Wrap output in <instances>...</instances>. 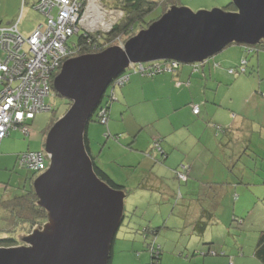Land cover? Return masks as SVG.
<instances>
[{"label": "crops", "instance_id": "0c3cea01", "mask_svg": "<svg viewBox=\"0 0 264 264\" xmlns=\"http://www.w3.org/2000/svg\"><path fill=\"white\" fill-rule=\"evenodd\" d=\"M38 1L34 3L36 9ZM173 1L175 5L192 6L189 3H194L205 8L219 5V0ZM20 2L17 0L13 12L7 11L1 15L0 20L6 21L1 25L16 22L19 27L25 14L22 10V14L18 15ZM25 3H21V9ZM171 6L166 5L165 12ZM39 25L23 34L29 35ZM247 48L244 44L232 43L217 53H222L219 57L215 54L203 62L181 63L177 71H166L154 76L132 74L130 81L121 87L117 94L121 102L109 107L113 122L108 120V129L122 135L127 146H121L114 140L108 148L116 144L121 148L119 158L127 153L132 156L131 160H126V166L138 171L141 169L137 174L142 175L137 177L138 187L152 197L156 195L162 213L160 217L148 218L143 214L145 216L142 219L146 222L139 219L135 223L138 232L144 227L140 233L128 236L122 231L119 236L116 234L111 251L112 264H127L128 260L134 264L130 254L136 257V253L137 256L146 255L152 261L148 242H141L139 237L146 233L147 241L161 248L159 264H211L207 256L212 255V250L215 253L219 251L215 248L217 239L214 226L221 228L225 223L221 215L228 212L226 221H231L237 202L249 206L261 199L263 191L260 188L252 190V184L244 183V180L235 184L231 177L261 173L257 149L264 142V76L258 79L261 81L258 85L256 74L260 77L259 71L264 73V52L260 53L258 48ZM243 60H247L244 72L239 70ZM196 104L200 105L199 114L193 111ZM248 104H251L250 107H246ZM116 122L121 124L116 126ZM98 123L97 120H91L87 126L88 151L95 163L110 177L109 171L115 174V169L106 167L105 159L101 158L109 139L98 153H95L92 144L90 126L93 125L99 131L96 128ZM116 138L119 139V136ZM148 152L153 158L146 154ZM11 153L13 151L8 150L5 138L0 146V165L6 160H14ZM261 154L264 156V152ZM17 156L19 161V153ZM243 158H247V162L252 165L254 160V168L240 167ZM183 166L187 167L185 180L178 176ZM218 175H224L225 178L217 180ZM3 176L0 175V178ZM111 180L121 186L126 195L129 193L123 184ZM1 183L0 189L3 188V191L0 192L4 193L2 198H6L10 185L2 187ZM164 228L165 234L162 235L161 230ZM169 229L174 233L168 234ZM161 236L164 237L160 239ZM117 240L125 243L115 250ZM223 245L219 248L224 250H221L222 256H227ZM256 248L254 254L258 264H261ZM122 251L127 252L129 258L119 263L118 255ZM225 264L236 263L226 261Z\"/></svg>", "mask_w": 264, "mask_h": 264}, {"label": "water", "instance_id": "95a60500", "mask_svg": "<svg viewBox=\"0 0 264 264\" xmlns=\"http://www.w3.org/2000/svg\"><path fill=\"white\" fill-rule=\"evenodd\" d=\"M232 2L236 10L172 6L124 46L63 63L54 88L72 104L51 126L45 143L50 163L33 181L49 221L25 238L27 246H0V264H109L125 216V192L95 171L85 138L91 117L131 63H198L232 43L255 46L264 40V0Z\"/></svg>", "mask_w": 264, "mask_h": 264}, {"label": "rangeland", "instance_id": "374dc122", "mask_svg": "<svg viewBox=\"0 0 264 264\" xmlns=\"http://www.w3.org/2000/svg\"><path fill=\"white\" fill-rule=\"evenodd\" d=\"M23 1H26L24 8H22L21 3ZM38 0H21L20 2V7L18 10V15L22 14L25 12L23 19L20 21L19 25V30L21 33H27L30 29L33 27L39 25L40 23H44L46 21V16L41 13L39 10H37L34 7V3H36ZM113 0H103V3L106 5V7L109 8H114V2ZM154 3V9L148 13L145 16V19L147 21H155L159 19L164 13H165V7L166 5L168 6L169 4L165 3V0H149ZM233 0H219V5H213L209 6V8L205 7H200L199 5H196L194 3H189L190 5H178V6H183L191 9L194 12L200 11V10H213L216 8H224L226 7L229 3H231ZM16 2L17 0H0V17L4 12L7 11H14L16 7ZM174 6V5H173ZM194 6V7H193ZM120 8V7H119ZM122 9V8H121ZM169 10V9H168ZM17 20V19H15ZM4 20H0V25L4 24ZM71 40H78V35H74ZM118 43V42H117ZM251 47H256L259 50H261L260 53L264 52V40H262L260 43L256 44L255 46ZM228 49V48H227ZM254 49V48H253ZM259 53V51L256 50V53ZM222 53L217 54L216 56L219 57ZM81 55L77 54L76 56ZM75 57V56H74ZM129 68V67H128ZM130 69V68H129ZM250 70V68H249ZM262 70L264 71V65H262ZM260 72V77L256 74V82L259 85L261 81H259V78H262L261 76H264V73ZM136 73H133V75ZM244 75V74H243ZM246 75V74H245ZM127 84V83H126ZM125 85V84H124ZM122 86L117 87L115 89L116 96L117 94L119 95L120 89ZM258 87V86H257ZM256 87V88H257ZM111 93H112V85H110L102 98V105L103 107L106 106L107 103H109L110 106L113 104H119L121 100H119V97L117 99L113 100L111 98ZM47 102L50 103L53 106V110H46V111H41L38 112L33 119V121L30 123V132L28 135L22 133L21 131H13L10 136L6 137V142L8 144V150H12L13 153L10 154L14 158V160L9 161L6 160L5 162L0 165V175H4L2 179L0 178V181L2 182V187L4 185L9 184L8 186V193L6 194V198H11L14 197L15 195H18L20 193H23L22 190L24 191V186L25 190L29 189L31 181H34L35 177L39 175V172H34L33 170L23 167L20 162L17 160L18 156L17 154L26 152V151H37V152H46L45 149V143H46V138L48 135V132L52 126L60 117H62L67 110L70 108L71 102L70 99L61 96L55 89L52 91L51 95L47 97ZM251 104L246 105V107H250ZM111 108V107H110ZM118 113H120V108L117 107ZM96 116V115H95ZM94 116V117H95ZM94 120H96L94 118ZM93 120V121H94ZM108 120L111 122L112 120L110 119L109 112H108ZM108 121V122H109ZM107 123H102L99 122L96 128H98L99 131H96L95 127L93 125L90 126L91 130V135L93 136V148L95 153H98L100 150L102 151L105 143L109 139V142L106 146V149L102 151V156L101 158L105 159L106 161V167L115 169V174L112 173V171H109L110 177L118 184H123L125 188H127V191L129 192L127 195L125 194V199H124V210H125V217L123 224L120 227V231H118V235L125 233L124 235H135L136 233H140L143 228H140V231L135 228V223L139 219L143 220L146 222L145 219H142L143 214H146V218L148 217H155L161 215L159 199H157L156 195L155 197H152L150 194H147L145 192H142V189L138 187L139 181L137 177L142 176V175H137L140 173L141 169L139 171L137 169H129V166H126L127 162L126 160H131L132 156L130 154H125L121 157L119 153L120 151V146L116 144H112L111 148L109 149V144L117 141L120 143L121 146H127L125 145L124 138L122 135L116 134L114 131H110L108 129L109 124ZM113 122V121H112ZM121 122H116V126L120 125ZM89 130V128H88ZM119 136V139L116 137ZM123 138V140H121ZM261 141V140H260ZM258 144V143H256ZM120 148V149H119ZM260 149V151H259ZM129 152L131 151L130 149L128 150ZM4 152V151H2ZM257 152H259L260 156V168H261V173L260 175H231L232 178H234V182L240 183L241 180H244V183L248 182V184H252L251 188H260L262 193V197L260 200H258L255 204L254 202L251 203L249 206L246 203L242 202H237V208H235V216L231 221H226V217L228 215V212L226 214L223 213L221 217L223 220H225V223H221V228L214 226V231L216 235V247L218 252L212 250V255H208V259L211 261V264H225L226 261L229 263V261L234 262L236 264H258L257 259L255 257V248L258 242V239L260 237L261 232L264 231V156L261 154L264 152V142L261 147L257 149ZM148 156L150 153H146ZM118 157L117 158H114ZM150 158H153L149 156ZM253 165L251 163L247 162V158H243L242 161L240 162V167H243V169L246 168H254L255 163L254 160H252ZM126 167V168H124ZM132 170V171H131ZM135 175H129V174H134ZM33 178V180H32ZM217 180H222L225 178L224 175H218ZM31 179V180H30ZM142 182V181H141ZM242 182L241 184L244 185ZM112 186V185H111ZM22 188V189H21ZM116 188V187H115ZM121 189V188H119ZM123 190V189H122ZM0 191H3V188L0 189ZM150 192V191H148ZM144 193V194H143ZM3 192H0V200L2 199ZM229 203V202H228ZM138 208V209H137ZM233 208V207H232ZM248 208L247 212L245 211ZM137 209V212H136ZM243 210L245 212H243ZM232 218V216H231ZM146 224H149L148 222ZM45 225V224H44ZM44 225L41 227L35 226L32 229V232L36 229H44ZM225 225V226H223ZM129 226V227H128ZM143 226V224L141 225ZM24 229V228H23ZM20 228V230L17 233V239L20 240L21 243L19 245H28V243L25 241V238L31 234L28 232L26 229L23 230ZM163 231L162 235L165 234V228L162 229ZM153 233V232H152ZM174 233L173 230L169 229L168 234ZM148 236V233L145 235L142 234L140 235V241L141 242H150L149 240L147 241L146 238ZM161 236L160 239H162ZM123 243L119 240H117L116 244V249H119L123 247ZM224 244L223 247L225 249V252L227 253V256H222V251L223 249H220V245ZM17 246V245H16ZM5 247H12V246H5ZM187 254V253H186ZM218 254V255H216ZM132 258H134V264H145L147 261L150 263V260L148 257L145 256H133L130 254ZM176 255H179V253H176ZM216 255V256H213ZM127 258H129V255L127 252L122 251L118 255L117 262L121 263L124 262ZM143 258H146L147 260L145 261ZM172 258V257H170ZM234 258V260H233ZM238 259V260H237ZM225 260V262H223ZM171 262V261H170ZM127 264H132L130 260H128ZM157 264V263H156ZM159 264V262H158ZM162 264H164L162 262Z\"/></svg>", "mask_w": 264, "mask_h": 264}, {"label": "built area", "instance_id": "2783aa9c", "mask_svg": "<svg viewBox=\"0 0 264 264\" xmlns=\"http://www.w3.org/2000/svg\"><path fill=\"white\" fill-rule=\"evenodd\" d=\"M36 7L46 16V21L29 35L21 33L16 22L0 25V146L14 130L28 135L30 123L38 112L53 110L47 97L54 90L55 77L63 63L81 51V43L71 40L72 37L82 34L86 38L85 45L97 49L98 43L88 34L100 37L109 33L124 16L123 9H108L103 0H39ZM114 43L124 45L120 37ZM246 64L247 60H243L239 70L246 71ZM180 67L181 63L176 60L131 63L130 69L114 80L111 98L117 99L115 89L128 83L133 73L154 76L177 71ZM193 111L199 114L200 105H194ZM98 116L102 123L108 122L105 107L99 110ZM50 159L47 152L19 154L20 164L39 174L48 168ZM186 171L187 167L183 166L178 172L183 180L187 179ZM150 250L158 263L160 246L153 243Z\"/></svg>", "mask_w": 264, "mask_h": 264}, {"label": "trees", "instance_id": "16d2710c", "mask_svg": "<svg viewBox=\"0 0 264 264\" xmlns=\"http://www.w3.org/2000/svg\"><path fill=\"white\" fill-rule=\"evenodd\" d=\"M112 2H114V6L120 7L124 10V16L114 25L112 31H110L109 33L102 35L100 34V37L98 34H90V33L88 34V37L90 39H93L98 43L97 49H93V47L90 45L89 46L85 45L86 38L83 37L82 34L78 35L77 41L79 44L81 43L80 54L95 53L102 51L107 47L114 45L115 40L118 39L119 37L126 42L128 39L136 35L140 30L145 29L152 22H154L153 20L149 22L147 21V19H145V16L155 8L154 3L149 0H113ZM165 3L169 5L178 6L175 5V2L173 0H166ZM225 9L236 10V7L234 3L231 2L225 7ZM105 43L107 44L106 46ZM246 47H248L247 49L251 48V46L249 45H246ZM252 48H256V47H252ZM113 83L114 81L111 83V85ZM69 104H72V102H70ZM102 107L103 105L102 103H100V105L97 107L94 114L92 115L91 120H94L95 118L98 122H101L99 120L98 113ZM104 107L109 112V107H110L109 103H107L106 106ZM85 138H86V147L88 149L87 135L85 136ZM92 159L95 166V171L98 174V176L101 177L106 182H108L113 187L121 188V186L115 184L111 180L109 175H107V173L95 163L94 157H92ZM34 172L36 171L34 170ZM22 192L23 193L15 195L14 197L2 198L0 200V246L19 245V243L21 242L19 239H17V233L20 230V228L21 229L24 228L23 230L26 229L28 232L31 233L32 229L35 226L41 227L49 221V216L46 209L38 205L39 199L34 190L33 181H31L29 189H27L26 191L24 186V191L22 190ZM147 230L148 229H146L145 232H147ZM152 244L153 242L147 243L149 249ZM256 254L261 264H264V233L259 238L256 248ZM111 258H112V254H111ZM111 258L109 264H112ZM153 258L154 257L152 254V261L147 264H156Z\"/></svg>", "mask_w": 264, "mask_h": 264}, {"label": "clouds", "instance_id": "9594fccd", "mask_svg": "<svg viewBox=\"0 0 264 264\" xmlns=\"http://www.w3.org/2000/svg\"><path fill=\"white\" fill-rule=\"evenodd\" d=\"M124 44H125V41H124ZM114 45H116V44H114ZM120 46H121V45H120ZM123 46H124V45H123ZM128 69H129V68H127V70H128ZM127 70H126V71H127ZM126 71H125V72H126ZM125 72H123V73H125ZM123 73H122V74H123ZM120 75H121V74H120ZM120 75H119V76H120ZM117 78H118V77H117Z\"/></svg>", "mask_w": 264, "mask_h": 264}, {"label": "bare ground", "instance_id": "6f19581e", "mask_svg": "<svg viewBox=\"0 0 264 264\" xmlns=\"http://www.w3.org/2000/svg\"><path fill=\"white\" fill-rule=\"evenodd\" d=\"M55 89V88H54Z\"/></svg>", "mask_w": 264, "mask_h": 264}]
</instances>
